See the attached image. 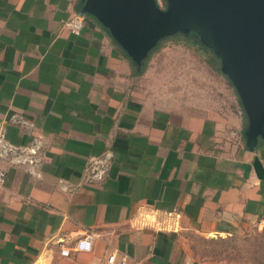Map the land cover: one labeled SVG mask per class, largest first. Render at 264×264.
Listing matches in <instances>:
<instances>
[{"label":"crops","instance_id":"obj_1","mask_svg":"<svg viewBox=\"0 0 264 264\" xmlns=\"http://www.w3.org/2000/svg\"><path fill=\"white\" fill-rule=\"evenodd\" d=\"M85 2L0 0V123L12 144L40 141L33 169L0 159V264H216L189 236L264 226V137L135 95L132 58ZM80 13L74 35L64 22Z\"/></svg>","mask_w":264,"mask_h":264},{"label":"rangeland","instance_id":"obj_2","mask_svg":"<svg viewBox=\"0 0 264 264\" xmlns=\"http://www.w3.org/2000/svg\"><path fill=\"white\" fill-rule=\"evenodd\" d=\"M152 1L172 20L150 39L138 61L132 59L134 94L168 108L222 114L252 124L239 74L215 43L216 13L211 10L210 22L204 17L208 3ZM189 248L198 259L216 264H264V226L252 224L225 236L192 233Z\"/></svg>","mask_w":264,"mask_h":264},{"label":"water","instance_id":"obj_3","mask_svg":"<svg viewBox=\"0 0 264 264\" xmlns=\"http://www.w3.org/2000/svg\"><path fill=\"white\" fill-rule=\"evenodd\" d=\"M177 1V2H176ZM193 4L201 0H176ZM219 24L216 45L223 49L241 82L244 104L252 115L244 129L248 143L264 137V0H205ZM83 13L95 14L108 26L130 57L138 61L150 39L172 20L152 0H86Z\"/></svg>","mask_w":264,"mask_h":264},{"label":"built area","instance_id":"obj_4","mask_svg":"<svg viewBox=\"0 0 264 264\" xmlns=\"http://www.w3.org/2000/svg\"><path fill=\"white\" fill-rule=\"evenodd\" d=\"M84 15L82 13L74 15L65 20L64 25L74 35H79L84 27ZM16 120V119H15ZM14 120V121H15ZM16 122L24 123L23 120H16ZM40 141L34 139L27 146H17L7 141L5 137L4 125L0 123V159L9 162L12 165H23L33 169L39 164ZM110 158L109 154H105L102 159H91L88 165V179L101 181L104 179L107 171V162ZM6 172L0 168V191L4 188ZM94 234H88L79 238L74 243V251H90L92 248V238ZM69 248H62L60 254L68 256ZM115 260V255L111 254L108 257L109 262ZM120 264H125V258L120 259Z\"/></svg>","mask_w":264,"mask_h":264}]
</instances>
